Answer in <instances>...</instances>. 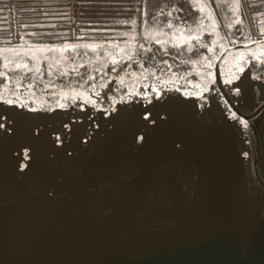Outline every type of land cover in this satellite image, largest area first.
Returning a JSON list of instances; mask_svg holds the SVG:
<instances>
[{
    "label": "water",
    "instance_id": "water-1",
    "mask_svg": "<svg viewBox=\"0 0 264 264\" xmlns=\"http://www.w3.org/2000/svg\"><path fill=\"white\" fill-rule=\"evenodd\" d=\"M10 2L0 264H264V0Z\"/></svg>",
    "mask_w": 264,
    "mask_h": 264
},
{
    "label": "snow or ice",
    "instance_id": "snow-or-ice-1",
    "mask_svg": "<svg viewBox=\"0 0 264 264\" xmlns=\"http://www.w3.org/2000/svg\"><path fill=\"white\" fill-rule=\"evenodd\" d=\"M262 35H264V33H262ZM208 51H212V48H208ZM250 59L259 60L260 57L259 56H252V57H250ZM25 66L27 67V65H25ZM17 67H19V65H17ZM36 70L39 71V69H36ZM152 90L156 91L155 88H153ZM145 118H147V117H145Z\"/></svg>",
    "mask_w": 264,
    "mask_h": 264
},
{
    "label": "bare ground",
    "instance_id": "bare-ground-1",
    "mask_svg": "<svg viewBox=\"0 0 264 264\" xmlns=\"http://www.w3.org/2000/svg\"><path fill=\"white\" fill-rule=\"evenodd\" d=\"M12 9L14 8V0H11Z\"/></svg>",
    "mask_w": 264,
    "mask_h": 264
}]
</instances>
